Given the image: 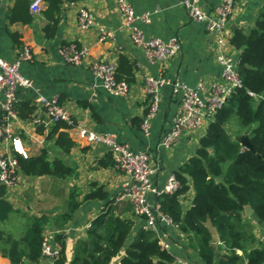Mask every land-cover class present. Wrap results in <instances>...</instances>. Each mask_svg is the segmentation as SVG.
Wrapping results in <instances>:
<instances>
[{"label":"crops","instance_id":"crops-1","mask_svg":"<svg viewBox=\"0 0 264 264\" xmlns=\"http://www.w3.org/2000/svg\"><path fill=\"white\" fill-rule=\"evenodd\" d=\"M127 1L136 13L150 14L149 23L138 21L134 24L145 39L166 41L177 38L180 41L181 49L176 57L161 64L148 62L142 50L130 42L121 28L122 21L115 0H80L74 5L63 1L58 12H46L47 5L43 2L39 13L30 11L32 0H0V58L12 62L21 48L26 47L32 58L22 62L19 71L32 82L40 95L56 98L69 112L71 119L87 129L98 134H112L133 151H146L150 162L158 168L152 177L153 191L148 195V201L155 203L158 196L155 191L161 190L167 178L175 175L194 156L198 141L207 127L184 132L177 143L168 149L159 146L162 134L170 126L179 107L180 95L172 93L170 84L181 82L195 87L202 81L208 87L211 82L221 80V68L215 59L217 35L209 33L204 23L192 21L180 0ZM219 3L220 0H200L208 16L214 15ZM80 6L93 16V25L86 30L78 26L77 7ZM263 10L264 0H234V9L224 34L228 40L226 52L236 61L239 60L240 51L229 43L233 31L255 26ZM11 15L20 19L29 16L30 21H11ZM100 27L113 30L114 40L98 41ZM70 44L88 49L87 59L79 66L66 63L61 56L63 47ZM120 56L127 57L132 63L133 82L125 97L105 93L89 70L92 61L105 60L116 65ZM146 77H160L166 84L161 88L160 109L150 122L149 134L144 136L141 123L148 106L144 91ZM206 95L205 89L201 96ZM34 98V93L19 89L18 101L33 102ZM38 114L39 111L35 110L31 119H19L14 126L28 156L39 154L49 145L45 141L46 134H39L38 126L33 122ZM67 133L74 143L70 152L63 154L53 148L50 154L63 158L74 169L75 175L59 180L52 176L31 177L19 172L17 187L5 191L4 196L13 211L4 222H0V231L19 238L31 218L45 216L48 222L43 236L53 240L57 234L64 237V264H70L76 243L85 238L90 223L109 202L123 218L135 220L129 202L118 199L126 176L115 169L114 163L108 162H113L112 152L103 145L88 142L75 128H70ZM2 148L0 143V154ZM98 187H102L106 193L104 200L82 201L86 193ZM70 195L74 197L72 202H82L74 211L68 208ZM191 195L190 189L182 202L184 210L190 206ZM9 218L11 226L7 224ZM139 222L137 220L135 223V231L141 226ZM252 222L260 231L257 239L263 241L264 224ZM204 225L210 231L208 222ZM160 233L169 245L168 251L190 264L188 255L191 250L186 247L185 236L167 226H162ZM217 241V237L214 238V243ZM237 254L241 255V251ZM120 257H115L111 264H116ZM0 264H10V261L0 256ZM38 264L50 263L40 259Z\"/></svg>","mask_w":264,"mask_h":264},{"label":"trees","instance_id":"trees-1","mask_svg":"<svg viewBox=\"0 0 264 264\" xmlns=\"http://www.w3.org/2000/svg\"><path fill=\"white\" fill-rule=\"evenodd\" d=\"M42 1L47 5L46 12H58L61 2L80 0ZM9 18L24 23L30 21L29 16L20 19L11 15ZM229 43L240 51L241 87L234 89L216 111L198 141L194 156L175 173L180 188L173 194L157 196L161 212L185 236L186 247L191 250L190 264L216 261L218 264H261L264 259V240L254 236L249 222L251 219L264 224V10L255 26L235 29ZM115 79L128 86L133 82L132 63L125 56L118 58ZM15 111L21 121H27L32 118L35 106L31 100L18 101ZM234 117L236 125L230 132L228 127ZM70 128L64 122L48 129L39 126L37 132L46 134L45 141L49 145L37 155L16 156L19 171L26 176H52L59 180L74 176V169L63 158L50 154L53 148L63 154L70 152L74 146L67 133ZM241 136H247L252 151L240 144ZM183 174H187L188 179ZM190 189V206L184 210L182 202ZM5 191L0 185V222L13 211L4 198ZM105 198V191L98 187L86 193L82 201ZM73 199L70 195L68 208L74 211L82 202L75 203ZM245 206L253 211L248 217L244 214ZM135 220L123 218L109 202L92 220L85 238L76 243L70 264H111L119 255L116 264H174V256L160 247L155 233L141 226L134 230ZM47 222L45 216L31 218L19 238L0 231V256L8 258L10 264H38ZM205 222L213 229L221 246L215 245ZM54 241L61 250L53 264H64L63 235H55ZM236 250L241 251V255Z\"/></svg>","mask_w":264,"mask_h":264},{"label":"built area","instance_id":"built-area-1","mask_svg":"<svg viewBox=\"0 0 264 264\" xmlns=\"http://www.w3.org/2000/svg\"><path fill=\"white\" fill-rule=\"evenodd\" d=\"M122 21V29L125 30L130 42L140 48L146 60L150 63H164L180 52L181 44L177 38L162 40L159 38L145 39L142 32L134 25L135 22H150V14L145 12L138 14L127 0H115ZM43 1L32 0L29 9L33 13H39ZM188 17L198 23H204L209 33L217 35V47L215 59L221 68V80L211 82L208 87L199 81L195 87H189L181 82L170 84L172 93L180 95L178 110L172 119L170 126L164 131L159 142L161 148L168 149L175 145L180 136L187 131H196L203 128L214 118L215 113L226 102L230 93L241 87L237 68L239 60L226 52L228 40L224 30L229 17L234 9V0H220L215 8L213 16H208L203 11L200 0H180ZM74 5V3H70ZM77 22L82 30L93 25L92 14L84 7H77ZM115 32L100 27L98 29V41L114 40ZM61 56L68 64L79 66L88 56V49L77 47L74 44L63 47ZM32 54L26 47H22L14 61L8 62L0 58V143L3 145L0 154V185L6 191H12L18 185L19 166L16 156L27 158L28 153L20 135L15 132V123L19 121L15 111L18 102L19 89L35 94L33 105L40 114L34 116L36 126L48 129L58 122H64L88 142L103 145L113 154L114 167L126 176V181L121 185L119 200H127L131 205L132 216L141 222V228L155 233L159 245L168 251L164 236L160 233L162 226L178 230V226L161 212L157 202L150 203L148 195L153 191L152 177L158 168L150 162L146 151H133L128 145L117 141L112 134H98L87 129L80 123L73 121L69 112L62 107L56 98H46L38 93L32 82L24 77L19 66L22 62L30 61ZM89 70L100 83L105 93L115 97H125L129 92V86L125 82L115 79L116 65L105 60H95L89 65ZM166 82L160 77H146L144 79V91L148 97L147 112L141 123L144 136L149 134L150 122L158 113L161 106V88ZM206 89L207 95L202 97ZM253 96L251 93L249 94ZM35 112V111H34ZM180 188L175 175H170L163 188L155 191L157 195L173 194ZM264 240V239H263ZM216 246L222 243L217 241ZM60 245L48 236H43L41 243V259L53 264L60 256ZM236 253L240 251L236 250ZM174 264H189L184 259L174 257ZM264 264V259L262 263Z\"/></svg>","mask_w":264,"mask_h":264},{"label":"water","instance_id":"water-1","mask_svg":"<svg viewBox=\"0 0 264 264\" xmlns=\"http://www.w3.org/2000/svg\"><path fill=\"white\" fill-rule=\"evenodd\" d=\"M242 69H243L242 66H238V68H237V72L240 73ZM239 142H240V144H241L244 148H246V149L252 151V146H251L250 142L248 141L247 136H241V137L239 138ZM183 176H184L186 179L188 178V175H187V174H183ZM252 212H253V211H252V209H251L250 206H245V207H244V214H245V216H247V217L250 216V215L252 214Z\"/></svg>","mask_w":264,"mask_h":264},{"label":"rangeland","instance_id":"rangeland-1","mask_svg":"<svg viewBox=\"0 0 264 264\" xmlns=\"http://www.w3.org/2000/svg\"><path fill=\"white\" fill-rule=\"evenodd\" d=\"M233 125H236V118H235V117L232 119L231 126L228 127V129L231 130L230 132H232V130H233V129L231 128V127H234ZM249 222H251V223H250V224H251V225H250V228L252 229V231H253V233H254V236H255L256 238H259V235H260V231H259V229L256 228V226L253 224L252 220H249ZM7 224H8L9 226H11V225H10V224H12V223H11V218H9V220L7 221ZM208 228H209L210 231H211V234H212L213 239L216 238L213 229L210 228L209 226H208Z\"/></svg>","mask_w":264,"mask_h":264}]
</instances>
